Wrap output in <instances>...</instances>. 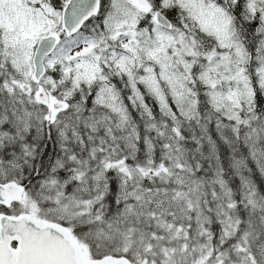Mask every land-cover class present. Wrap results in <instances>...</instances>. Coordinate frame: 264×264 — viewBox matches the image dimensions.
I'll use <instances>...</instances> for the list:
<instances>
[{
  "label": "snow or ice",
  "instance_id": "6c2138e0",
  "mask_svg": "<svg viewBox=\"0 0 264 264\" xmlns=\"http://www.w3.org/2000/svg\"><path fill=\"white\" fill-rule=\"evenodd\" d=\"M0 264H264V0H0Z\"/></svg>",
  "mask_w": 264,
  "mask_h": 264
}]
</instances>
